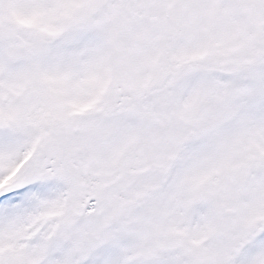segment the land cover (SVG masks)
Returning <instances> with one entry per match:
<instances>
[{
  "label": "snow or ice",
  "instance_id": "1",
  "mask_svg": "<svg viewBox=\"0 0 264 264\" xmlns=\"http://www.w3.org/2000/svg\"><path fill=\"white\" fill-rule=\"evenodd\" d=\"M0 264H264V0H0Z\"/></svg>",
  "mask_w": 264,
  "mask_h": 264
}]
</instances>
